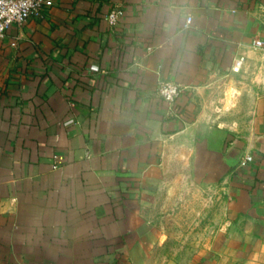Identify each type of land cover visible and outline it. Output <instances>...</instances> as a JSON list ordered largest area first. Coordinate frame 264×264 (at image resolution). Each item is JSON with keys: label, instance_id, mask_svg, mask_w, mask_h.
Masks as SVG:
<instances>
[{"label": "crops", "instance_id": "0c3cea01", "mask_svg": "<svg viewBox=\"0 0 264 264\" xmlns=\"http://www.w3.org/2000/svg\"><path fill=\"white\" fill-rule=\"evenodd\" d=\"M51 1L0 39V264H150L138 202L175 137L226 182L207 264H264V0ZM239 55L259 67L240 134L200 106Z\"/></svg>", "mask_w": 264, "mask_h": 264}, {"label": "rangeland", "instance_id": "374dc122", "mask_svg": "<svg viewBox=\"0 0 264 264\" xmlns=\"http://www.w3.org/2000/svg\"><path fill=\"white\" fill-rule=\"evenodd\" d=\"M257 60L214 79L200 105L205 125L221 118L217 124L235 133L253 127L258 117ZM190 142L170 140L161 171L138 202L154 238L150 264H207L213 242L226 225V182L200 168Z\"/></svg>", "mask_w": 264, "mask_h": 264}, {"label": "built area", "instance_id": "2783aa9c", "mask_svg": "<svg viewBox=\"0 0 264 264\" xmlns=\"http://www.w3.org/2000/svg\"><path fill=\"white\" fill-rule=\"evenodd\" d=\"M51 0H0V39L5 35L7 28L12 24L23 25L27 19L33 14H39L43 7L50 6ZM122 15L120 7H113L106 14L107 23L115 26ZM192 17L187 15L184 26L191 24ZM252 46L256 49L264 51V22L260 37L253 39ZM245 61L244 55L237 56L231 66L233 72H239ZM158 93L162 99L169 105H173L179 94V86L172 81H161L158 85ZM251 160V156L247 155L245 161Z\"/></svg>", "mask_w": 264, "mask_h": 264}]
</instances>
